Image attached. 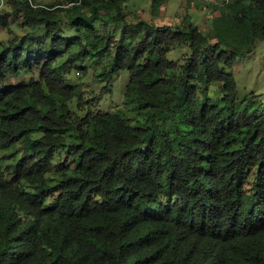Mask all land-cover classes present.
Instances as JSON below:
<instances>
[{"label":"trees","instance_id":"trees-1","mask_svg":"<svg viewBox=\"0 0 264 264\" xmlns=\"http://www.w3.org/2000/svg\"><path fill=\"white\" fill-rule=\"evenodd\" d=\"M127 1L0 10L26 30L0 38V264H264V100L234 73L264 41V0H223L213 35L128 23ZM87 60L103 91L130 73L127 113L71 108Z\"/></svg>","mask_w":264,"mask_h":264},{"label":"rangeland","instance_id":"rangeland-1","mask_svg":"<svg viewBox=\"0 0 264 264\" xmlns=\"http://www.w3.org/2000/svg\"><path fill=\"white\" fill-rule=\"evenodd\" d=\"M58 0H35L40 4H51ZM218 3L220 4H217ZM4 7L1 11H9L8 0L5 1ZM128 0L125 3L124 11L126 14V22H135L139 17L145 18L155 23L158 26H174L181 24L183 19L190 18L196 23L205 35H213L214 33V19L220 14V9L223 0ZM160 2V3H159ZM158 5V7H157ZM155 7V8H154ZM17 18L12 20L9 29L0 28V38L8 39L11 36L21 35L26 30L21 25V21ZM108 18V16H106ZM113 25L110 29H113ZM64 30L70 36L76 37L75 29L65 26ZM212 41H216L215 38ZM78 52V48L73 50ZM182 54V55H181ZM187 49L175 47L168 53V59L178 61L181 56H186ZM68 57L64 58L67 61ZM78 69H72L69 74H66V80L70 81L77 87V98L71 101L70 105L80 116H84L89 109L95 112L119 113L126 112L127 106L126 89L130 80V73L126 70L119 71L110 79L109 85L111 91H103L108 84V80H102L99 75L106 69V66L101 63L92 62H78ZM82 69V70H81ZM234 73L237 77L239 86L238 95L242 101L251 98L253 95L257 96L258 100H264V41L257 42L256 52L245 60H240ZM23 79L9 80V84L19 83ZM216 89H213L214 91ZM81 97V100L79 99ZM81 103V109L78 108ZM15 154V153H14ZM19 155V153L17 154ZM65 151L60 152L58 161L63 160Z\"/></svg>","mask_w":264,"mask_h":264},{"label":"built area","instance_id":"built-area-1","mask_svg":"<svg viewBox=\"0 0 264 264\" xmlns=\"http://www.w3.org/2000/svg\"><path fill=\"white\" fill-rule=\"evenodd\" d=\"M6 0H0V10L4 7ZM226 2H228V0H226Z\"/></svg>","mask_w":264,"mask_h":264}]
</instances>
